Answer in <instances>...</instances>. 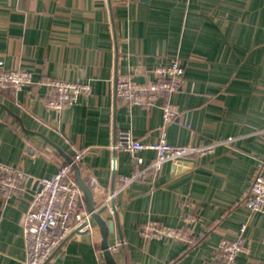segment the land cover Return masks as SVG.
I'll use <instances>...</instances> for the list:
<instances>
[{
  "label": "crops",
  "instance_id": "1",
  "mask_svg": "<svg viewBox=\"0 0 264 264\" xmlns=\"http://www.w3.org/2000/svg\"><path fill=\"white\" fill-rule=\"evenodd\" d=\"M175 56L184 83L172 100L179 114L166 126L167 142L218 146L189 158L187 172L173 175L165 163L123 190L134 160L116 150L117 226L107 204L114 130L131 128L142 142H157L164 120L160 105L115 102V81L146 85ZM0 62L44 83L18 93L0 89V161L51 177L67 163L55 145L73 159L82 152L78 165L97 213L115 223L108 236L114 264H221L220 242L236 240L244 223L247 251L237 262L264 264V212L250 217L241 205L264 159V0H0ZM51 80L88 83L93 92L66 110H49ZM136 157L147 168L156 153ZM31 199L28 191L0 200V264H25L22 224ZM81 207L89 212L83 192ZM90 222L46 264H108L102 231ZM150 222L183 228L193 245L144 238Z\"/></svg>",
  "mask_w": 264,
  "mask_h": 264
},
{
  "label": "built area",
  "instance_id": "2",
  "mask_svg": "<svg viewBox=\"0 0 264 264\" xmlns=\"http://www.w3.org/2000/svg\"><path fill=\"white\" fill-rule=\"evenodd\" d=\"M155 80L146 85H136L130 78L118 80L117 97L132 107L135 105L152 108L160 105L164 125L160 128L157 142H142L137 139L131 128L117 131L116 150L131 153L134 160L133 172L121 177V190L137 180L145 179L149 170L159 171L165 163L178 165L189 158L205 156L215 152L218 143L209 146H173L167 142L166 126L178 117V110L172 103L173 97L181 90L184 83V65L179 56L171 59L165 66L154 71ZM35 82L33 74L23 70L6 69L0 62V89H9L18 93L24 88L43 85ZM50 89L46 99L49 110L61 112L79 102L81 96H90L91 84L51 80L45 83ZM143 150H152L156 158L147 168H142L143 159L136 154ZM83 153L78 152L74 161L79 162ZM72 164H62L51 177H37L27 173L18 165L5 164L0 161V200L5 204L14 198L32 193L22 228L27 256L25 264H46L53 254L74 236L91 229V213L81 207L82 191L74 178ZM111 201V196L107 204ZM249 210L250 217L264 212V159L260 162L251 186L241 201ZM248 223L241 225L236 240L224 239L219 244L221 264H238L237 258L247 251L243 235ZM140 235L146 239H176L193 245V239L183 228L167 226L159 222H150ZM114 249H118L116 246Z\"/></svg>",
  "mask_w": 264,
  "mask_h": 264
},
{
  "label": "water",
  "instance_id": "3",
  "mask_svg": "<svg viewBox=\"0 0 264 264\" xmlns=\"http://www.w3.org/2000/svg\"><path fill=\"white\" fill-rule=\"evenodd\" d=\"M148 2L149 0H143ZM116 36V34H115ZM117 84H118V80L116 79L115 81V91H114V98H115V102L117 101ZM49 141V140H48ZM50 144L55 145L53 142L49 141ZM117 143V129L115 128L114 130V142H113V147L116 145ZM54 147H56L60 153H62V155H64V157L67 159V163L72 164L73 167V171H74V175L76 178V181L79 185V187L81 188L85 200L87 201V206H88V211L89 213H91L92 218L96 221V223L99 225L101 231H102V235H103V251H104V255L107 259L108 264H114V260H113V256H112V251L111 248L109 246L108 243V236L109 234L114 233L115 231V223L113 221H109L106 222L102 216L97 213V210L95 208V200H94V196H93V192L87 182L86 179L83 178L80 167L78 165L77 162L74 161L73 158H71L70 156L66 155L57 145H55ZM113 157H114V177L112 180V184H111V210L113 212V214L116 217V223L117 226L118 225V212H117V208L115 205V199H114V195H115V176H116V149L113 148ZM193 166V163L188 162V161H183L181 163H179L178 165H172V174L173 175H177L180 174L182 172H187L190 170V168ZM119 228V227H118Z\"/></svg>",
  "mask_w": 264,
  "mask_h": 264
}]
</instances>
